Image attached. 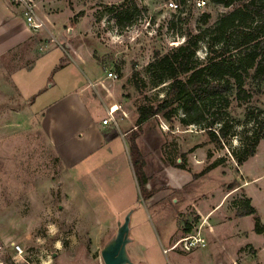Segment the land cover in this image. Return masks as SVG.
I'll use <instances>...</instances> for the list:
<instances>
[{"label":"rangeland","instance_id":"obj_1","mask_svg":"<svg viewBox=\"0 0 264 264\" xmlns=\"http://www.w3.org/2000/svg\"><path fill=\"white\" fill-rule=\"evenodd\" d=\"M191 2L180 19L165 0H35L44 26L31 27L30 39L0 50V264H105L102 249L128 214L133 264H264V232L256 231V221L264 229V138L242 165L234 155L243 130L254 128L247 114L264 110V81L251 82L249 101L237 99L235 91L230 115L220 106L207 112L205 122L218 118L217 130L219 121L234 124L221 146L199 125L179 119L158 116L134 127L129 141L139 134L146 159L141 185L123 152L113 158L103 150L85 161L78 181H70L85 208L69 204L61 183L66 170L41 126L46 105L82 87L102 114L110 92L120 101L118 111L129 116L143 94L161 100L169 82H152L148 67L155 52L182 44L188 32L209 33L232 9L212 0L200 8ZM110 7L121 14L123 26ZM205 12L211 14L206 23ZM206 40L199 60L207 57ZM63 57L66 63L57 68ZM135 70L145 82L143 94ZM109 71L118 78L102 81ZM247 201L255 208L248 215ZM194 236L205 246L186 250L183 240Z\"/></svg>","mask_w":264,"mask_h":264},{"label":"trees","instance_id":"obj_2","mask_svg":"<svg viewBox=\"0 0 264 264\" xmlns=\"http://www.w3.org/2000/svg\"><path fill=\"white\" fill-rule=\"evenodd\" d=\"M185 2L186 0H181ZM213 3L232 8L216 20L211 30L192 33L188 32L182 44L174 46L165 52L156 51L154 60L149 64L148 72L155 86L169 82L167 92L159 101H153L143 94L145 82L139 78L138 71L133 77L137 88L143 97L135 103L138 113L137 127L154 117L161 116L172 122L179 119L185 126L199 125L208 131L211 140L222 145L228 139L234 128L229 121H219L218 130L215 128L218 118L215 116L207 121V112L218 106L223 108V114L230 115L229 107L233 101L231 97L249 101L251 82L264 81V0H212ZM126 4V3H124ZM122 4V5H124ZM109 11L115 13L119 26H123V19L116 8ZM211 14L205 12L201 20L206 23ZM180 19H184L179 16ZM122 28V27H121ZM207 39V57L199 60L197 51L200 42ZM66 57V56H65ZM61 58L57 68H63L67 58ZM249 87V88H248ZM44 89L36 93H42ZM249 108L253 109V106ZM183 115L179 116V111ZM247 120L254 122L253 130L244 129L240 136L241 144L234 149V155L239 165L257 152L260 140L264 138V110L247 114ZM135 131V130H134ZM238 134L232 133L231 135ZM139 134L130 137L131 157L138 181L143 184L146 159L141 151L137 139ZM216 163L208 166L203 173H207ZM181 168L183 164H179ZM233 186L230 185V189ZM147 187L145 186V189ZM151 194H146L150 197ZM244 214H252L255 208L246 202ZM188 229H191L189 225ZM256 231L264 232L260 221H256Z\"/></svg>","mask_w":264,"mask_h":264},{"label":"crops","instance_id":"obj_3","mask_svg":"<svg viewBox=\"0 0 264 264\" xmlns=\"http://www.w3.org/2000/svg\"><path fill=\"white\" fill-rule=\"evenodd\" d=\"M17 10L10 6L8 0H0V50H9L33 36V29L27 23L24 12L21 15ZM106 80L111 79L106 76L102 81ZM107 88L110 89L109 85ZM111 94L113 93H106V101H103L104 114L100 112L101 106L96 98L89 94L87 87L65 94L43 109L41 126L63 162L66 172L61 183L72 207L85 208V205L81 201L80 190L70 185L71 179L78 181V167L103 150L113 155V158L116 151L123 152L127 164L132 168L135 178L137 177L132 163L129 135L133 128L137 127L139 116L136 111L130 116L126 110L119 112L120 101ZM113 106H118L115 113L116 122L105 123L104 120L109 117ZM137 142L143 152L139 137ZM98 220L103 223L100 218ZM136 264H142V260H138Z\"/></svg>","mask_w":264,"mask_h":264},{"label":"built area","instance_id":"obj_4","mask_svg":"<svg viewBox=\"0 0 264 264\" xmlns=\"http://www.w3.org/2000/svg\"><path fill=\"white\" fill-rule=\"evenodd\" d=\"M12 1L15 2L17 5H20L22 7L26 21L31 27H33L34 29L37 30V29H40L41 27L44 26L43 21H41L39 19L38 14L35 10V7H36L35 0H12ZM188 2L192 3L191 0H186L185 2H182L181 0H165V5L168 6V8H170L174 12L179 13V16H182L184 18L185 13H186V7L190 5V4H188ZM192 5H196L198 8L204 7L205 5H207V0H196V2ZM107 76L109 78H112V79L118 78V75L112 71H109L107 73ZM116 109L117 108H115V106H113L110 109L109 117L104 120L105 123H107L109 121L116 122V116H115V113L117 111ZM190 239H192V238L188 237L187 239L183 240V241H185L184 248L186 250L192 249V247L197 245V244L201 245V246H205L204 245L205 244L204 239H202L200 237L197 238L194 236L193 240L188 241ZM14 246H15V249L19 253L23 252V250L19 244L14 245Z\"/></svg>","mask_w":264,"mask_h":264},{"label":"water","instance_id":"obj_5","mask_svg":"<svg viewBox=\"0 0 264 264\" xmlns=\"http://www.w3.org/2000/svg\"><path fill=\"white\" fill-rule=\"evenodd\" d=\"M131 214H128L124 222L119 223L117 234L112 237L102 249V257L105 264H133L127 246L131 242L129 237V224Z\"/></svg>","mask_w":264,"mask_h":264},{"label":"bare ground","instance_id":"obj_6","mask_svg":"<svg viewBox=\"0 0 264 264\" xmlns=\"http://www.w3.org/2000/svg\"><path fill=\"white\" fill-rule=\"evenodd\" d=\"M115 108H117V106H115Z\"/></svg>","mask_w":264,"mask_h":264}]
</instances>
